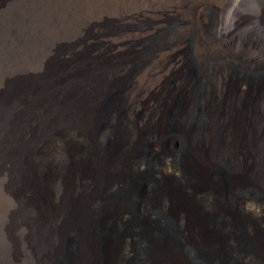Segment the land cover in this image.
Here are the masks:
<instances>
[{
	"label": "bare ground",
	"instance_id": "1",
	"mask_svg": "<svg viewBox=\"0 0 264 264\" xmlns=\"http://www.w3.org/2000/svg\"><path fill=\"white\" fill-rule=\"evenodd\" d=\"M244 2L257 3L264 7V0H67V7L78 15V18L96 14L104 17L106 14L122 12L135 20L144 12L154 19V23L135 25L134 31L129 35L131 40L128 43L131 47L132 44L136 46L138 41H144L148 45V51L145 61L141 64L139 62V65L137 63L138 66L132 70L133 77L129 78V92L133 100L128 101L126 93L119 104L109 111L99 110L112 88L107 76H113L114 71L106 67L101 69L82 67L77 72L74 71L75 67L68 70L64 62L54 60L47 64L44 73L30 75L8 84V97L17 99L22 107L16 104L2 110L9 132L4 135L3 144L0 146V160L9 159L15 175L29 179L30 202L35 205L34 208L37 209L42 223L57 221L66 212L71 211L75 195L79 196V191L86 185H88L86 192L94 193L92 199L101 202L106 199L111 188L119 183L126 185L128 178L137 172L138 160L146 158L151 152L149 149L144 151L140 149V135L133 130V126L130 127L132 120L126 116L127 114L133 116L132 113L138 108L137 106L135 109L136 98L145 91L154 100L152 124L156 135L155 133L152 135L153 143L149 146L153 148L160 145V129L166 123L162 113L169 104L176 105L179 114L188 120H197L202 109L205 113L203 114L205 123L201 125L202 134L208 141L206 140V143L203 138L196 140L193 135L188 134L183 128L182 117L181 121L174 125L171 140H175L179 148L189 152L192 162H189L186 168L180 166L174 157L165 155L156 164L154 173L138 176L140 181L138 187L126 191L121 212L117 217V224L124 237L121 243L124 256L130 259L135 253L137 261H132L131 264H194L195 261L191 260L181 245L180 240L186 236L198 251L210 250L205 220L201 213L190 207V199L185 189L171 188L165 184V178L169 174L188 172L200 182L194 188V191L197 190L199 200L215 206L219 213L231 216L230 227L219 221L218 228L227 235L231 233L232 244L236 234L237 236L239 234L238 238L244 236L249 244L246 253L239 252L234 257L231 256L232 263L241 264V260L250 256L253 264H264V231L260 230L254 219V216L264 212L262 210L264 206L256 198H245L243 194L231 192L232 189L229 187L222 188L221 193L213 192L208 182L209 173L218 164L214 163L216 154L220 158L223 154L226 155L227 162L231 169H235L234 171L242 169L244 163H239L235 155L244 154L245 138L249 135L254 140L253 144L259 146V157L257 156L259 164L248 171V174L255 171L252 179L255 182H264V81L262 84L252 83L247 72L242 71L238 74L239 87L229 91L227 79L224 81L217 79L222 73L227 78L231 75L232 49L242 53V57L247 60L244 63L246 66L260 68L259 61H264V51H254L257 48V41L264 40V31H258L257 22H252L248 28L244 27V31L239 29V32L233 34L234 37L238 36L237 46L232 40L231 15ZM168 14L179 16V20L163 31L160 23ZM210 14L216 15L217 20L210 30H205L203 24ZM190 57L194 60L200 82L208 89L217 84L224 95L222 101L208 98L203 101V107H200L196 101L197 88L191 86L183 77L177 78L175 82L173 80L166 93L157 96L164 87L161 76L167 63L172 60L181 66ZM134 60L136 59L131 60L133 64ZM208 71H212L213 74H208ZM261 74L264 76V73ZM25 95H30L31 99L28 101ZM247 98L250 105L256 106L259 113L253 110V107H249L250 105L248 107L242 105L243 100ZM61 124L70 127L72 125L68 137L79 147L61 149V140L54 139L56 143H52L56 153L53 150V154L47 158L48 165H52L53 168L47 169L52 172V176L48 175L50 178H46L49 181H46L48 183L46 185L40 178L42 175L37 174L35 166L28 160L27 154L42 139L51 134L54 136L57 132L56 126ZM59 149L62 151L66 149L63 157L62 152L57 153ZM214 153L215 157L212 155ZM56 157L61 159L56 162ZM52 161L56 163L53 164ZM231 174L230 172L228 174L229 184ZM253 180L249 182H254ZM51 182L52 186L56 183L60 193L57 194V191L56 195L52 193L55 191L50 190ZM206 183L209 187H204ZM226 195L230 198L228 199ZM90 201L89 199V203ZM89 203L81 201L79 209L75 210L78 211L75 228L80 232L83 223H90L92 216L95 219ZM235 208L246 214L245 222L249 225L250 232L240 233L241 229L233 224L235 216L231 214ZM83 230L87 232L86 247L90 249L96 242L99 229L95 225H90L83 227ZM134 245L138 247V251L136 248L134 251ZM104 247L105 253H113L110 242ZM75 258L74 264H79V258ZM220 260L221 258L216 256V261Z\"/></svg>",
	"mask_w": 264,
	"mask_h": 264
},
{
	"label": "rangeland",
	"instance_id": "2",
	"mask_svg": "<svg viewBox=\"0 0 264 264\" xmlns=\"http://www.w3.org/2000/svg\"><path fill=\"white\" fill-rule=\"evenodd\" d=\"M63 1L67 2V0H0V146L3 144L4 135L9 132V127L6 126L5 116L2 110L6 107H14L16 104L22 107V104L17 101V99L8 97V84L20 79H25L30 75L33 76L44 73L47 64L54 60L64 62L68 70L75 67L74 71L77 70V72L80 71L82 67H98L100 69L106 67L114 71L113 76H107V79L111 81L112 88H110L112 91L110 90L106 101L102 103L99 110L104 111L108 109L109 111L116 107L120 99H122L126 93L129 98L128 101L133 100L131 92H129V78L131 79L133 77L132 70L134 71V67L138 66L139 62L141 64L145 61L148 45L144 41H138L136 46L132 44L131 47L130 43H128V41L131 40L129 35L134 31L135 25H149L150 22L153 24L154 19L150 18L151 16L144 12H141L142 15L135 20L129 14H122V12L106 14L104 17L99 14L82 18L79 16L80 19L78 15L67 7L68 3ZM73 13L76 18L73 16ZM177 20H179V16L175 17V15L172 16L171 14L170 16V14H168L160 23L162 30L164 31L167 26L173 24ZM216 20V15H208L205 18L206 22L204 21L203 24L204 29L210 30V27L216 23ZM252 22L258 23V31H264L263 6L257 3L248 4L244 2L243 5L240 4L237 9L233 11L231 15V31H233L231 37L234 45L237 46L238 44V36L234 37L233 34L239 32V29L244 31V27L245 29L248 28L251 26L250 24ZM160 34L163 35L162 32ZM192 46L193 41L190 43L191 51L193 50ZM254 51H264V40L257 41V48ZM241 54L234 49L231 50V77L229 76L227 78L223 73L217 76V79H220L219 81H224L225 78L227 79V89L229 91L239 87L238 74L242 71L247 72L252 83L262 84L264 81V76L261 74L264 73V61H259L260 68H255L253 65L246 66L247 64L244 65V63L247 60L244 59ZM133 58L136 59L134 60L136 65L131 62ZM169 62L170 63H167L168 66L166 65L162 70L161 78L164 87L157 96L165 94L170 83H173V80L175 82L177 78L183 77L191 86L197 88L196 101L198 105L200 104V107H203V101L208 98H216L219 102L224 99V95L219 90L217 84L214 85L213 88L208 89L200 82L192 57L181 66L172 60ZM131 63L133 66H131ZM164 70H166V72ZM208 74L212 75L213 72L208 71ZM146 94L147 92L144 91L137 96L135 109L137 106L138 108L132 113L133 116L127 114L126 118L129 117L130 120H132L130 127L133 126V130L137 131L140 135V149L142 151L149 149L151 153L146 158L138 160V170L131 178H128L126 185L119 183L117 186L111 188L106 199L101 202H95L92 199V194L94 193L92 191L90 193L86 192L88 190V188H86L88 185H86L83 187L84 189L79 191V196L75 195V200L72 201L73 206L72 209H70L71 211L66 212L65 215L62 218H58L57 221L55 220L56 222L42 223L37 209L34 208L35 205L30 202L31 199L29 198L30 194L28 188L29 179L21 177L20 175L17 177L9 159L3 158L0 160V264H74L73 258L75 257L79 258V264H82V262H84L83 264H131L132 261H137V259H135V253L132 256L133 258L131 257L130 259L124 256L122 251L123 247L121 246L124 237L121 228L117 224V217L121 212L126 191L138 187L140 183L138 176L154 173L156 171V164L161 161L165 155L174 157L180 166L188 168V163L192 162L191 155H188L189 152L187 150L179 148L174 142L175 140H171L172 128L181 121V117L183 128L188 134L193 135L196 140L203 138L206 143L208 141L206 136L202 134L201 125L205 123V113L202 109L197 120H188V118L179 114L176 105L169 104L162 113L166 123H164L160 129V137L157 132L160 145L158 144L157 147L153 146V148L149 146L153 143L151 138L154 133L156 135V132L152 124L154 116V102L152 101L154 100L150 94H147V96ZM25 96L28 101L31 99L30 95ZM242 105L248 107L250 105L249 98L243 100ZM249 107H253L252 104ZM253 110L259 113L256 106L253 107ZM72 125L71 127L66 124L58 125V127L56 126L55 131L57 132L54 136L51 134L42 139V141L27 154L28 160L35 166L36 172L38 171L37 174H39V176L42 175L40 178L43 179L42 182H45L46 185L48 184L46 183V178L48 179L52 176V172L47 170L53 168L52 165H48L47 160V158L53 154L54 148L52 142L61 140V149L79 147L75 141H71L68 137L72 130ZM52 139L55 140L53 141ZM245 140L246 145L244 154L235 155L239 163L245 164L242 165V169L237 170V172L234 171L235 169L230 168L226 155L223 154L224 158L223 156L220 158L217 154L215 157L214 153L212 155L215 157L216 162L213 156L211 157L213 159L212 161L218 164L217 167L209 173L208 182L213 192L221 193L222 188L226 189L229 187L232 189L231 192L236 191L240 195L243 194L245 198H256V200L264 206V182L261 180V182H255L252 179L251 176H253L255 171L252 174H248V171L254 169V166L259 164V162H257L259 157V146L253 144L254 140L250 135L245 138ZM66 149L63 151L59 149L57 153L60 154L62 152L61 154L63 157V153H65ZM55 159L57 162L61 158L57 159L56 157ZM56 162L52 161L53 164ZM226 172L228 174L229 172L232 173L231 184H229L230 182L228 181V174ZM250 177L254 182H249L251 181ZM197 183L200 184L197 178L190 175L188 172L183 174L174 172L165 178L166 186L185 189L190 199V207L201 213V216L204 218L205 229L208 239H210L211 247L208 252L195 249L187 236L180 240L182 248L189 255L191 260L195 261L197 264H233L231 256L234 257L239 252L246 253L249 250V244H247L248 242L244 236L238 238L239 234L237 236L236 233V236H234V244H232L231 233L227 235L218 228L219 221L224 222V224L230 227L231 216L221 214L215 206H210L201 202L196 194L197 190L195 189L194 191ZM209 184L206 183L204 187H209ZM235 184L237 186H235ZM158 185L159 184H156V186ZM49 186L51 187V191H55L52 192L54 195H56V191L57 194L60 193V191L57 190L56 183L55 186H52L51 182ZM45 189L47 188H43V190ZM226 197H228V195H226ZM229 198L230 196L228 199ZM89 199L91 200L90 203ZM81 201H88L93 209L91 211L95 214V219L92 216L93 220L91 219L90 223H83L80 232V230L75 228L78 212L75 210L79 209V203ZM144 204H146L145 200ZM262 210L264 211V209ZM70 213L72 215H70ZM243 213L244 212L239 208L233 209L231 214L235 216L233 224H235L238 229H241L239 231L240 233L250 232L249 225L245 222L246 214ZM254 217L257 225L259 224L260 230L264 231V212ZM59 220H61V222ZM90 225L97 226L99 234L96 242L89 249V247H86V242L88 240L86 237L87 232L83 230V227L86 228ZM109 242L112 245L113 253H105L104 245ZM135 248L136 250L138 249V247L134 245V251ZM139 249V251H141V248ZM216 256L220 257L221 260L217 262ZM195 262L193 263L195 264ZM240 262L241 264H253L250 256Z\"/></svg>",
	"mask_w": 264,
	"mask_h": 264
}]
</instances>
